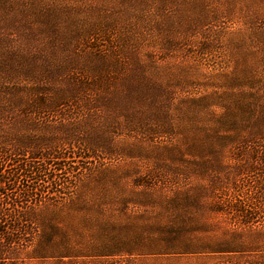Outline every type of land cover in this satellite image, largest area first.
<instances>
[{
    "label": "rangeland",
    "instance_id": "374dc122",
    "mask_svg": "<svg viewBox=\"0 0 264 264\" xmlns=\"http://www.w3.org/2000/svg\"><path fill=\"white\" fill-rule=\"evenodd\" d=\"M0 264H264V0H0Z\"/></svg>",
    "mask_w": 264,
    "mask_h": 264
}]
</instances>
